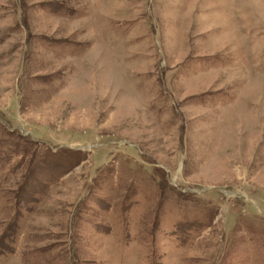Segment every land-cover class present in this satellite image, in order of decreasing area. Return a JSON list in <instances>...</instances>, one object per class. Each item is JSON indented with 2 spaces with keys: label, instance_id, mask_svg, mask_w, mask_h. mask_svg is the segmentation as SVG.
<instances>
[{
  "label": "rangeland",
  "instance_id": "1",
  "mask_svg": "<svg viewBox=\"0 0 264 264\" xmlns=\"http://www.w3.org/2000/svg\"><path fill=\"white\" fill-rule=\"evenodd\" d=\"M0 264H264V0H0Z\"/></svg>",
  "mask_w": 264,
  "mask_h": 264
},
{
  "label": "bare ground",
  "instance_id": "2",
  "mask_svg": "<svg viewBox=\"0 0 264 264\" xmlns=\"http://www.w3.org/2000/svg\"><path fill=\"white\" fill-rule=\"evenodd\" d=\"M241 147V146H240Z\"/></svg>",
  "mask_w": 264,
  "mask_h": 264
}]
</instances>
